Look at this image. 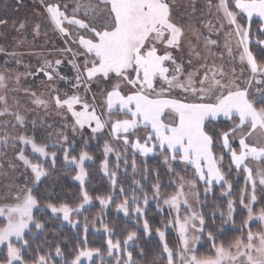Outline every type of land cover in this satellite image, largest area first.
Wrapping results in <instances>:
<instances>
[{"label": "snow or ice", "instance_id": "6c2138e0", "mask_svg": "<svg viewBox=\"0 0 264 264\" xmlns=\"http://www.w3.org/2000/svg\"><path fill=\"white\" fill-rule=\"evenodd\" d=\"M41 4L53 29L65 38V47L58 49L63 58L44 59L35 71L18 73L15 79L19 84L21 75L44 77L45 92L24 91L35 107L44 110L42 127L54 126L47 124V117L58 118L61 123L56 135L60 139L48 143L38 142L35 135L0 136V145L5 148L10 143L30 146L37 160L34 163L20 148L16 159L30 172L31 184L27 182L29 177H25L23 186L9 185L0 193V246L6 249L0 264H28L25 253L32 245L26 237L35 239L33 229L38 232L44 229L35 219L34 210L48 212L62 226L66 222L72 228L80 227L79 220L74 221L72 217L79 216L91 203L92 197L85 187L88 176L85 162L92 157L85 150L78 156L70 155L76 142L69 141V133L81 137L85 148L90 140L108 136L103 146L102 168L114 189L117 173L108 171L107 157L114 153L117 167L122 159L127 167L129 148L133 157L136 154L163 157L169 174L175 173L174 163H182L185 170L191 167L193 179L186 180L179 174L175 181L170 179L169 184L174 187L171 194H162L159 173L157 183L152 185L157 211L163 213L161 205H166L171 214L164 229L175 228L182 244L178 251L170 249L166 231L155 229L162 243L161 258L166 259L167 264H176L177 257L179 264H264V228L253 232L249 226L253 221L264 225V207L258 213L254 207L258 202L257 190L264 193V63L257 59V55H264V40H255L261 46L260 53L254 54L250 48L254 18H258L260 24L257 32L264 36V0H217L216 23L204 24L208 35L191 24L178 21L176 0H77L71 15L67 12L68 5L59 0H41ZM208 7H213L211 0ZM20 28H24L23 23ZM39 29L37 24L36 35ZM214 30L218 36L223 33L224 50L219 53V59L224 60L226 51L227 66L215 63L217 54L212 49L218 47L219 42L211 38ZM188 32L198 43L194 45L188 40L185 52ZM0 51L4 50L0 48ZM68 56L71 59H67ZM237 59L247 67V74L242 68L237 75L234 67ZM65 64L70 65L71 75L62 72ZM0 88H7L3 74H0ZM0 102L4 104L0 117L12 116L15 121H5V129L26 126V117L9 109L6 95H0ZM36 126L37 121L33 120L34 130ZM110 141L122 145L123 151H117ZM63 144L69 145L62 148L65 168L77 169L74 179L79 182L81 202L75 207L52 202L41 206L36 194L39 186L57 170V153L48 149ZM215 148L222 150L220 155ZM225 156L229 157V171L245 173V190L241 191L239 204L247 211V220L240 229L246 236L228 247L223 243L217 246L216 241L228 230V224L235 223V202L231 198L227 200L226 215L219 213V227L216 213L206 218L190 202H200L198 183L205 186V195L214 185H220L227 188L222 195L231 197L233 185L222 167ZM251 161L259 163L253 168L249 166ZM46 164H50V168ZM131 166L135 173V159ZM135 184L143 199L135 194L131 200L125 196L123 203L117 205V211H122L125 217L134 215V223L151 239L153 229L146 218L149 197L139 182ZM119 191L125 193L123 187ZM112 200L111 196L100 199V204L107 207ZM260 200H264V195ZM84 230L87 233V224ZM103 230L108 236V255L116 257V264H136L127 249L130 242L139 238L138 233L132 231L123 241H113L114 230L107 225ZM202 238L211 244L212 255L199 254L198 242ZM81 243L83 246L77 247L70 264H84L85 260L93 261V257L99 255V249L87 247L86 235ZM125 252L127 259H122ZM54 257L60 258V264H69L64 261L59 245L54 253L33 258L32 264H57Z\"/></svg>", "mask_w": 264, "mask_h": 264}, {"label": "trees", "instance_id": "16d2710c", "mask_svg": "<svg viewBox=\"0 0 264 264\" xmlns=\"http://www.w3.org/2000/svg\"><path fill=\"white\" fill-rule=\"evenodd\" d=\"M197 3V0H176L175 15L179 22L185 25L191 24L193 28H196L200 32L208 35L207 28L204 27V24L209 21V19L203 18L204 9L198 7ZM27 8L28 7L26 4H21L17 0H0V21H4V23H0V26L3 28L2 31L0 30V42H5L7 47L11 46L10 44L12 38L18 35L17 28L20 26V24L24 23L26 20H28V22H32L31 14H29ZM178 14H182L183 17H178ZM46 24L47 28H50V23L47 22ZM259 26L260 24L258 18H254V22L252 24L253 42L250 44V48L254 54L260 53L261 49V46L257 45L255 40H264V36H260L257 32ZM211 38L218 40L217 36H212ZM188 40H191L192 44L194 45L198 43L192 33L188 32L185 37L186 52L188 50ZM200 51H204L202 42H200ZM212 51L217 54L215 63L226 64L225 60L222 61L219 59V53L221 52L219 46L214 47ZM257 59L258 62L264 63V55H257ZM221 126L225 127L224 125ZM82 150L87 151L92 157V160L85 164V168L88 172L85 187L89 193V196L92 197V206L83 212L81 219L85 220V217H87V220L84 221V224L87 225L96 224L95 227L101 228L102 225H107L109 228L113 229L115 232V235L112 237L113 241L117 239L123 241L129 232H137L139 238L136 240V242L139 247L137 250H135L137 256L134 257V261L138 259L137 257H140L143 258V262L146 264L149 258L158 253L160 246L157 242V239L154 237L156 235L155 229L163 227L164 223L167 222L169 219L168 212L164 208L163 213L158 211L156 212L152 208L147 211V214H154L156 220H154L152 224L149 222L152 226L153 232L151 239H146L143 232L140 231L137 225L134 223L135 219L133 216L125 218L116 212L118 202L113 201L109 208L104 212L103 208L99 206L98 201H100V199H107L108 197L112 196L113 192L119 190L121 187L125 189V193L122 195L123 198L126 196L130 200L131 196L134 194L141 196V190L133 188V183L135 182H139V184L143 186V192H146L148 197L152 198V185L157 183V173H159V183L163 185L161 192L164 195H168L174 191V187L169 184L170 179L175 181L176 174H179L183 177L187 176V178L193 179L191 175L193 170L188 168L183 172L181 168L174 164L175 173L169 174L167 168H165L162 164L160 156L143 158L139 155H135V157H133L132 151L129 148L126 157L128 161L127 167L125 166L124 160H121L119 162V166L117 167V159L115 156H111L108 159V168L111 171H115L118 176L116 188L113 189L111 184H109L104 175L101 173V165L105 160L102 141L98 140L94 146L90 145L87 148L81 145H76L75 150L72 151L70 155L78 156ZM214 151L217 153V155H220L222 150L220 148H215ZM61 152V150L56 151L57 170L53 172V175L49 180L39 186V191L36 193L41 206L46 204L45 195L49 190L54 191L55 195L57 196L56 198L59 197V202L61 203H69L72 197H75L80 193V189L73 187L67 179V174L72 172L73 169L65 168L63 155ZM133 159H135L136 163L135 173L130 167ZM45 166L50 168V164H46ZM222 167L229 183L233 185L231 189V197H222L225 187L222 188L220 185H214L211 194L206 196L203 194L202 185H200V183H198L197 190L200 193V211L203 212L206 218L210 217L212 213H216V223L218 227L220 225L219 213H227V200L231 198L235 202V208L237 210V213L233 217L235 223L232 224L231 227L226 226L228 230L225 231V234L216 241L217 246L223 243L225 247H228L232 245L236 239L246 236V232L240 229L243 228L244 221L247 219V212L242 210L239 204L241 191L245 190V180L242 176V172L238 173L236 171H229L228 156H225ZM249 190L250 189L248 186L247 191L249 192ZM256 194L258 196V202L254 207L258 213L260 208L264 207V200H260V197L264 195V193L257 190ZM114 197L117 199V196ZM34 216L38 222L44 225V229L42 232H38L37 230L33 229V232L36 233L35 239H32L30 236L26 237L29 239V243L32 245L31 249L25 253V258L28 260V264H32L33 258L38 257L39 255H43L47 252L54 253L55 247L57 245H59L63 251L64 261L70 262L76 254L77 247L83 246L81 241L85 235L87 236V247L100 250L99 257L94 258L91 264L110 263L109 261L105 260L107 250L105 246L104 234H95L93 231L84 233V229L81 227L73 231L71 228L65 225L62 226L60 221L53 219L48 212L34 211ZM250 228L253 232H256L257 229H260V226L258 224H252L250 225ZM206 233L207 230L205 232V237ZM165 238L169 248L174 249V237L172 233H166ZM45 241H47V243H45ZM141 249H143V254H141ZM4 252H6L5 249H0V259H3L2 253ZM199 254L201 256H209L213 254L212 246L206 240V238H202L200 240ZM54 259L57 261V264H60L59 257H54Z\"/></svg>", "mask_w": 264, "mask_h": 264}, {"label": "rangeland", "instance_id": "374dc122", "mask_svg": "<svg viewBox=\"0 0 264 264\" xmlns=\"http://www.w3.org/2000/svg\"><path fill=\"white\" fill-rule=\"evenodd\" d=\"M17 1H19V3H21V4L27 5V7H28L27 11L29 12V14H31L32 22H28V20H26L23 23L24 24L23 29H21L20 26L17 28L18 29V35L16 37L12 38L10 47H7L5 42L4 43L0 42V48H2L4 50V51H0V74H3L6 77V84H7L6 89L0 88V95H6L7 96L8 107L10 110L18 111L21 115H24L26 117V121H25L26 126L25 127H21L19 125H17L16 127L8 126L5 129L3 127L4 122L5 121H11L12 123H15L14 118L12 116L0 117V136H4V135H8V134H11L12 136H18V135L33 136V135H35L38 142L47 141L48 143H53V142H56L57 140L60 139L56 135V131L59 129V124L61 122L58 120V118L47 117L46 118L47 124H52L54 126L52 128H48L46 126L42 127L40 125V121H41V118L45 117L44 110L41 108L35 107L32 104V98L28 94H26L24 91V89H30L31 91L37 92V94H39L41 92H45L46 90L43 87L44 77L42 75H38V76L21 75L19 84H17L15 77L18 73L24 74V73H27L29 70L35 71V69L43 63L44 59H53L54 60L57 58H63L61 56V54L59 53L58 49L65 47V44H64L65 38L61 37V35L53 29L51 23L49 22V20L47 18V13L44 9V6L41 4V0H17ZM197 1H198V3H197L198 7L204 9V15H203L204 17L203 18H208L209 21H212L215 24L216 23L215 5L217 3V0H211V4L213 5V7L211 9H209V7H208L209 0H197ZM59 2L61 4H67L68 5L67 12L69 15H71L72 9L75 7L77 0H59ZM178 17H183V15L178 14ZM47 22L50 23V28H47V26H46ZM37 24L40 25L39 35H36V33H35V26ZM216 27L218 28L219 25L217 24ZM0 30L1 31L3 30L2 26H0ZM207 31H208V29H207ZM225 31H227V28H225ZM204 35H207V34H204ZM212 36L218 37L219 48L221 51L224 50L223 49V44H224L223 33H221L218 36L214 30ZM232 46L234 49V54H236L234 42H233ZM72 47L75 48V45H72ZM12 53H15L16 55L13 56V55H11ZM67 59H71V57L68 56ZM17 60H19L20 63H17ZM224 60L226 62L228 60V57L226 55V51H225ZM234 67L236 68L237 75L240 74V71L242 68L244 69L245 74H247V72H248L247 67L245 65H242L241 63H239L238 59L235 62ZM62 72L65 74L71 75L70 65L65 64L64 66H62ZM60 87L63 88L64 85L61 84ZM3 107H4L3 102H0V109H2ZM33 120L37 121V126H36L35 130L32 127V121ZM49 133H51V136H49ZM108 139H109L108 136H102L99 139L90 140L88 143V146H90V145L94 146L96 144V141H98V140L102 141V144L104 146L105 140H108ZM73 140L76 142L75 146L76 145L84 146V143H83V140L81 139V137L72 136L71 133H69V141L71 142ZM110 143H112L114 145V147H116L117 151L122 152V149H123L122 145L115 144L114 141H110ZM63 147H69V145L63 144L62 146H57L54 148L50 147L48 149V151L49 152H56V151L61 150L62 151L61 154L64 156V153L62 150ZM20 148L24 149V154L26 156H28L30 159H32L34 163L37 162L36 158L33 156L32 152H31L30 146H24L20 143H10L5 148L4 146L0 145V193H2L4 190H6L9 185L23 186V184L25 182V177H29L27 182L29 183V185L31 184L30 172L25 170L23 163L16 159V152ZM136 155H139V154H136ZM111 156L116 157V155L114 153L109 154V156L107 157V160ZM139 156H141V155H139ZM141 157L149 158V157H155V155L149 154L148 157H144V156H141ZM160 159H161V162L164 165V167L167 168V165H165L163 163V157L160 156ZM40 162H43V158H41ZM87 162H89V161H86L85 164ZM258 163L259 162H257V161H251V162H249V166L255 168V166ZM174 164H176L179 168H181L183 170V172L186 171L185 165H183L182 163H174ZM174 164H173V167H174ZM10 165H14L15 167L14 168L10 167ZM130 167L132 168V166H130ZM188 168H191V167H188ZM72 169H73V171L67 174V179L72 184L73 187L80 189L79 182L74 179L76 172H77V169H75L74 167ZM132 170H133V168H132ZM108 171L113 172L109 168H108ZM101 173L104 175V177L109 182V184H111V179L109 176L105 175V172L102 168V165H101ZM185 174H186V172H185ZM191 175H192V173H191ZM242 176L244 177L245 173L242 172ZM117 178H118V176L116 177V179ZM184 178L186 180H191V179L187 178V176H185ZM200 185H202L203 194H204V196H206L205 192H204L205 186L203 185V183H200ZM111 186H112V184H111ZM216 186H219V185H216ZM115 188H116V186H115ZM133 188L139 190V188L136 186L135 183H133ZM249 189H250L249 190V194H250V192H251L250 186H249ZM225 191H227L226 186H225ZM211 192H212V190L207 195L211 194ZM122 195L123 194H121L119 190L113 192V195L111 196L113 198L112 202L113 201L118 202L117 205L123 203L124 198L122 197ZM49 196H51V199H49ZM114 196H117V199ZM132 196H131V198H132ZM137 196H139L141 198V200L143 199V195H141V196L137 195ZM56 197L57 196L55 195L54 191L49 190L47 192V194L45 195L46 203L52 202V203H56L57 205L60 204L61 202H59V200H60L59 197L58 198H56ZM222 197L226 198V196H224V195H222ZM80 202H81V197H80V193H79L77 196L72 197V199H70L69 204H71L72 206L75 207V206H78ZM190 202L193 204V207L196 210L200 211V209H201V203L200 202L197 203L195 200H192ZM98 204L100 207H102L100 204V201H98ZM110 204L107 207H102L104 212L109 208ZM91 206H92V202L89 205H86L85 208L88 209ZM131 207H134V205H132ZM161 207L164 208L168 212L169 219H171V214L169 213L167 206L161 205ZM240 207L242 210L246 211L245 209H243V207L241 205H240ZM151 208L157 212L156 201L153 200L151 197H149V204H148L147 209H146V218L152 224L154 222V220H156L155 215L154 214H147V211ZM182 211H183V209H182ZM116 212L118 214H121L123 217H125L122 211H117V208H116ZM236 213H237V210L235 208V212L233 213V217ZM82 216H83V212L79 216L73 215L72 219L74 221L79 220L80 227L82 229H84V225H85L84 221L85 220L81 219ZM133 217H134V219H136L134 215H133ZM125 218H128V217H125ZM141 224H142V219H141ZM252 224H258L260 226V229H257L256 232H259V231H261L262 228H264V225H262L261 223H259L257 221H253L250 223V225H252ZM64 225L71 228L73 231L75 229H77V228H72L66 222ZM95 225L94 224L87 225V232L93 231L95 234H104L105 246H106V250H107L108 236L106 233H104V230H103L104 225H102V228L101 227H95ZM227 226L231 227L232 224L230 223ZM80 227H78V228H80ZM138 229L141 231L140 227H138ZM161 230H165L166 233H168V232L172 233V235L174 237V249H172V250L178 251L182 247V244L179 240V235L177 233V230L175 228H171V229L166 230V229H164V227H161ZM83 231L85 233V230H83ZM154 237L157 239V242H158L160 247H159L158 253L155 254L153 257L149 258L147 260L146 264H167V260L161 258L162 243L160 242L158 235H155ZM145 238L148 239L147 237H145ZM198 244L200 245V241L198 242ZM130 245L131 246L127 249V251L132 252V259L134 260V257L137 256V253L135 252V250L138 249L139 245L137 244L136 240L134 242H130ZM0 249H4L3 246H0ZM97 257H99V255H95L93 257V259L97 258ZM137 258L138 259L135 260L136 264H145L143 262V258H140V257H137ZM122 259H127V253L126 252L123 254ZM105 260L110 262L108 264H116V257L115 256H109L108 252H107V255L105 257ZM91 262L92 261L85 260L84 264H91ZM176 264H179V257L176 258Z\"/></svg>", "mask_w": 264, "mask_h": 264}]
</instances>
